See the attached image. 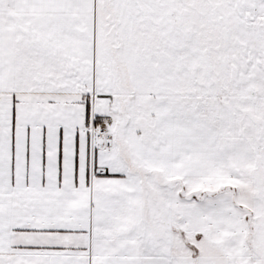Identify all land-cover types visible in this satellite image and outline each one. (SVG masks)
Returning <instances> with one entry per match:
<instances>
[{"label": "snow or ice", "instance_id": "snow-or-ice-1", "mask_svg": "<svg viewBox=\"0 0 264 264\" xmlns=\"http://www.w3.org/2000/svg\"><path fill=\"white\" fill-rule=\"evenodd\" d=\"M0 264H264V0H0Z\"/></svg>", "mask_w": 264, "mask_h": 264}]
</instances>
